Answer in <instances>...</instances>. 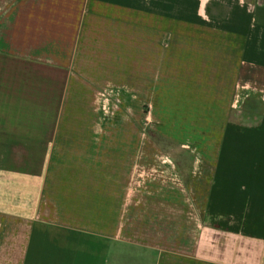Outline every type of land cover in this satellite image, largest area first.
<instances>
[{
  "label": "crops",
  "instance_id": "0c3cea01",
  "mask_svg": "<svg viewBox=\"0 0 264 264\" xmlns=\"http://www.w3.org/2000/svg\"><path fill=\"white\" fill-rule=\"evenodd\" d=\"M24 62L172 96L194 150L138 190L133 137L8 134ZM0 264H264V0H0Z\"/></svg>",
  "mask_w": 264,
  "mask_h": 264
},
{
  "label": "rangeland",
  "instance_id": "374dc122",
  "mask_svg": "<svg viewBox=\"0 0 264 264\" xmlns=\"http://www.w3.org/2000/svg\"><path fill=\"white\" fill-rule=\"evenodd\" d=\"M19 75L23 93L17 98H21L22 110L17 111L13 118L12 122L17 125L7 127L8 134L96 133L118 135L120 140L126 136L133 137L134 142L129 144V150L133 145L134 183L138 190L143 188L142 182L146 178L152 180L157 174L161 161L158 157L162 153L194 150L192 142L198 130L197 126L191 125L192 112H177L173 102H170L173 101L172 96H166L165 100L163 96L126 94L124 88H116L115 79L105 78L97 79L96 82L91 80L96 84L94 91V84L89 88L86 87L88 83L74 79L73 71L70 96L67 93L63 95V72L57 69L52 72L42 62H24L21 71L17 66ZM9 97L8 101L11 100ZM7 119L11 123L10 112H7ZM88 121L91 126H86ZM20 123L22 125L19 126ZM52 123L54 126L49 127ZM118 145L120 151L126 150V143L120 142ZM182 194L183 200L187 201L190 193L183 191ZM191 211L189 206L183 207L184 215H192Z\"/></svg>",
  "mask_w": 264,
  "mask_h": 264
}]
</instances>
